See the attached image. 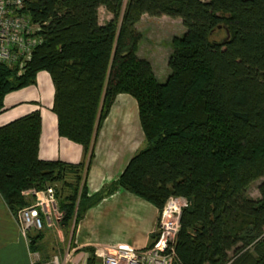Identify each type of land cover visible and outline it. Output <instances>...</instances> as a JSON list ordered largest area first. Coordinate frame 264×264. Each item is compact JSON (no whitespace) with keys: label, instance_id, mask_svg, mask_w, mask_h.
Wrapping results in <instances>:
<instances>
[{"label":"trees","instance_id":"trees-1","mask_svg":"<svg viewBox=\"0 0 264 264\" xmlns=\"http://www.w3.org/2000/svg\"><path fill=\"white\" fill-rule=\"evenodd\" d=\"M123 4L24 0L42 41L22 72L0 63V114L8 93L47 72L59 135L81 144L85 158L40 157L39 109L1 125L4 202L17 218L35 201L24 191L52 185L67 233L119 188L159 210L181 196L188 203L173 264H264V0H128L124 11ZM101 6L113 15L103 24ZM144 14L181 18L185 26L173 39L165 81L138 56ZM220 29L226 36L214 38ZM119 93L136 99L144 143L117 179L89 193L95 138ZM260 179L255 199L247 189ZM44 231L27 234L31 251Z\"/></svg>","mask_w":264,"mask_h":264},{"label":"crops","instance_id":"crops-1","mask_svg":"<svg viewBox=\"0 0 264 264\" xmlns=\"http://www.w3.org/2000/svg\"><path fill=\"white\" fill-rule=\"evenodd\" d=\"M47 77L50 79L48 91L42 97L39 95L27 100L40 105L46 102L50 115V125L46 127L41 110L36 108L42 116L39 155L43 159L80 162L85 158L83 146L59 135L57 116L52 111L54 84L48 73ZM10 93L5 97L0 126L12 121L2 120L6 110L27 102L13 101L6 107ZM28 110L31 109L25 111ZM144 138L136 99L130 94H119L95 138L94 157L87 176L89 193L97 192L104 184L117 179L131 157L143 146ZM159 215L160 210L156 205L119 188L89 208L76 225L72 224L68 243L59 252L64 253L69 248L72 251V262L82 264L86 255L90 261L94 260L98 248L104 246L121 245L144 249L149 246L151 236L157 230ZM34 254L40 252H31L17 218L0 194V264H33Z\"/></svg>","mask_w":264,"mask_h":264},{"label":"built area","instance_id":"built-area-1","mask_svg":"<svg viewBox=\"0 0 264 264\" xmlns=\"http://www.w3.org/2000/svg\"><path fill=\"white\" fill-rule=\"evenodd\" d=\"M24 0H0V63L17 67L22 72L31 59L34 49L41 43L37 33L40 25L30 20L23 12ZM24 194H33L35 201L18 212L21 230L26 236L31 230H42L47 224L61 219L55 188L52 185L43 190L29 189ZM181 196H170L160 210L157 239L144 249L121 245L98 248L94 260L89 256L82 264H173L177 258L176 237L181 227V214L187 205ZM33 264H74L72 251L58 252L48 259L34 254Z\"/></svg>","mask_w":264,"mask_h":264},{"label":"rangeland","instance_id":"rangeland-1","mask_svg":"<svg viewBox=\"0 0 264 264\" xmlns=\"http://www.w3.org/2000/svg\"><path fill=\"white\" fill-rule=\"evenodd\" d=\"M127 1L128 0H124V4L122 8L123 11L126 7ZM112 17H113L112 13L105 6H101L99 8L100 23L102 24L106 23ZM137 28L139 32L142 34V39L138 47L139 58L148 60L151 63L154 73L156 74L158 80L165 81L171 71L168 62L170 55L173 51V46H172L173 39L174 37L181 36L185 31V26L183 25L182 19L173 18L168 15L151 16L149 14H144L141 17L140 21L137 23ZM224 36H226V31L220 29L216 31L214 38L221 39ZM49 83H50V79L47 77V73L41 72L40 75L37 77L36 84L10 93L6 101V107H9L11 103H14L13 101H17V102L27 101L33 99L34 97H39V95L42 97L46 93V91H48V87H50ZM119 94H128V93H119ZM45 103L42 102L40 105V104L30 103L28 101L24 102L23 104H21V106L18 105L16 107L6 110L5 114L2 117V120L4 121L6 119L13 120L36 108H39L44 117V125L47 127L48 125H50V119H49L50 115L47 106H45ZM27 109H31V110L25 111ZM51 116L53 115L51 114ZM261 180L262 179L256 180L248 187L247 193L252 198L256 199L260 197L259 184ZM60 220L57 222V220L54 218L53 225L47 226V224H45L43 228L45 229V231H44L43 239L40 241V246L38 249L41 258L44 257L43 259L50 258L52 255L58 253L59 250H63V248L68 243L70 231H67V233L65 232V230L60 226V224H58ZM17 221L19 224V228L21 230V224L19 218ZM47 228L48 230H46ZM33 232L34 231L31 230L29 233L33 234ZM21 233L23 234L22 230ZM26 237L29 245L30 240L28 238V235H26L25 238ZM60 237H63L62 241Z\"/></svg>","mask_w":264,"mask_h":264}]
</instances>
